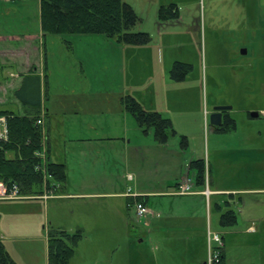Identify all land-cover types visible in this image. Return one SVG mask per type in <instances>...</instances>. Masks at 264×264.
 <instances>
[{
  "label": "crops",
  "instance_id": "0c3cea01",
  "mask_svg": "<svg viewBox=\"0 0 264 264\" xmlns=\"http://www.w3.org/2000/svg\"><path fill=\"white\" fill-rule=\"evenodd\" d=\"M107 45L115 52L112 55H120L121 47L104 35L43 34L39 0H0V110L34 113L16 92L26 77H37L44 165L59 164L65 170L63 183L51 182L55 187H43V195L17 200L38 199L44 208H49V200L58 201L51 208L52 227L83 234L69 264H121L122 251L133 248L127 227L123 236L122 211L132 207L136 223L145 228L137 242L142 259L147 257L149 264H206L209 247H215L209 233L219 229L212 217L218 219L222 204L235 205L234 198L249 189L223 184L206 162L205 183L197 186L190 160L176 143L160 144L151 132L138 128L121 103L124 88L110 95L115 86L100 79V71L106 70ZM170 70L169 78L179 82ZM225 112L230 117V111ZM200 116L206 125L207 113ZM210 127L211 133L220 134ZM179 134L173 137L183 136ZM215 152L229 157L243 150ZM185 183L190 193L179 194ZM138 203L149 212L137 216ZM60 205H66L62 213ZM245 231L256 232L255 223ZM144 241L153 246L150 252L144 253ZM169 248L175 255L167 263ZM224 252L223 245L226 264ZM26 262L47 264V238L43 254L40 250L39 257L31 256ZM125 262L134 264V256L126 255Z\"/></svg>",
  "mask_w": 264,
  "mask_h": 264
},
{
  "label": "rangeland",
  "instance_id": "374dc122",
  "mask_svg": "<svg viewBox=\"0 0 264 264\" xmlns=\"http://www.w3.org/2000/svg\"><path fill=\"white\" fill-rule=\"evenodd\" d=\"M123 1L139 19L134 31L148 33L151 41L134 46L107 37L122 51L114 56L107 45L106 70L100 71V79L115 86L110 95L124 88L121 103L130 97L143 109L169 118L177 134L186 136L187 146L180 148L179 137L168 141L176 143L188 161L203 159L223 184L249 189L234 198L235 205H221L223 212L234 211V225L221 227L217 216L212 223L217 221L216 233L224 239L226 264H264V0ZM170 3L176 5L178 19L160 22L159 7ZM175 61L191 66L179 82L168 74ZM216 106L230 107L235 123L230 135L211 133L208 117ZM201 112L207 113L206 125ZM41 144L44 150L42 138ZM225 148L243 152L229 157L213 153ZM0 201V242L10 258L26 264L29 257H39L40 250L43 254L46 228H54L51 208L58 201L49 200V208L38 199ZM65 206L60 205L61 213ZM122 222L123 236L127 227L133 248L122 251L121 264H126V255L134 256V264H149L137 251L145 228L136 223L133 207L122 211ZM251 223L256 232L247 233ZM142 245L144 253L153 249L146 241ZM174 255L169 248L164 261H172Z\"/></svg>",
  "mask_w": 264,
  "mask_h": 264
},
{
  "label": "trees",
  "instance_id": "16d2710c",
  "mask_svg": "<svg viewBox=\"0 0 264 264\" xmlns=\"http://www.w3.org/2000/svg\"><path fill=\"white\" fill-rule=\"evenodd\" d=\"M41 29L48 35H104L115 39L119 44L146 46L151 38L148 33L134 31L138 17L133 8L123 0H39ZM158 20L175 21L178 10L174 3L160 6L157 12ZM191 66L175 62L170 70L171 77L176 81L183 80ZM19 100L34 113L16 115L0 110L4 119V137L0 136V182L10 186L16 184L22 196L30 197L42 194V188L51 190V182L61 184L65 180L63 165L45 163L44 171L51 178L45 179L42 173V163L36 155L40 151L42 125L39 120V81L37 77L29 76L23 81L16 92ZM127 113L135 120L144 133L151 132L156 142L166 144L170 137L176 135L169 119L157 112L146 111L133 98L122 100ZM42 119V118H41ZM235 123L224 112L222 124L214 127L219 133L234 130ZM181 149L187 146V139L179 136ZM189 169L195 173V184L205 183V162L203 159H192ZM235 213L226 210L220 214L221 227L234 225ZM83 237L82 232L68 233L63 230L49 228L47 238V264H69L75 254V246ZM0 264H15L0 242ZM217 264H224L222 256Z\"/></svg>",
  "mask_w": 264,
  "mask_h": 264
},
{
  "label": "built area",
  "instance_id": "2783aa9c",
  "mask_svg": "<svg viewBox=\"0 0 264 264\" xmlns=\"http://www.w3.org/2000/svg\"><path fill=\"white\" fill-rule=\"evenodd\" d=\"M4 1H7V0H4ZM36 123L41 126L42 125V119L37 120ZM4 134H5L4 119L2 117H0V136L4 137ZM41 138L44 141V134L43 133H42ZM36 155L41 160V163H42V167H41L42 169L41 170H42L44 177L49 178V175H47L44 171V150L42 149V147H41V150L36 153ZM189 191H190V187L188 186L187 183H185L179 187L178 193L179 194H185V193H188ZM204 193L207 194V191H205ZM22 197L23 196L19 193V188L17 187L16 184H12L10 186H7V185L3 184L2 182H0V200H17V199H21ZM135 208H136V215L137 216H143L149 212V210L145 206H143V204H141V203L136 204ZM209 240H210V242L215 244V247H213V246L209 247V252H208L206 264H217L220 261L221 250L223 248V242H222L221 238L219 237V235H217L215 233H209Z\"/></svg>",
  "mask_w": 264,
  "mask_h": 264
},
{
  "label": "water",
  "instance_id": "95a60500",
  "mask_svg": "<svg viewBox=\"0 0 264 264\" xmlns=\"http://www.w3.org/2000/svg\"><path fill=\"white\" fill-rule=\"evenodd\" d=\"M241 53H246L245 50H241ZM230 110L229 106H216L209 114V125L212 127H219L222 124L223 112ZM252 117H256V113L251 114Z\"/></svg>",
  "mask_w": 264,
  "mask_h": 264
},
{
  "label": "flooded vegetation",
  "instance_id": "af4514ba",
  "mask_svg": "<svg viewBox=\"0 0 264 264\" xmlns=\"http://www.w3.org/2000/svg\"><path fill=\"white\" fill-rule=\"evenodd\" d=\"M223 115H224V113H223ZM223 120V119H222Z\"/></svg>",
  "mask_w": 264,
  "mask_h": 264
}]
</instances>
